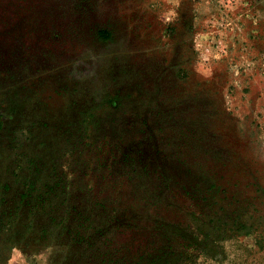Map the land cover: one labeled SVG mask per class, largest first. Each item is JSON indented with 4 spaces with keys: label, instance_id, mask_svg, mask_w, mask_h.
Returning a JSON list of instances; mask_svg holds the SVG:
<instances>
[{
    "label": "rangeland",
    "instance_id": "374dc122",
    "mask_svg": "<svg viewBox=\"0 0 264 264\" xmlns=\"http://www.w3.org/2000/svg\"><path fill=\"white\" fill-rule=\"evenodd\" d=\"M0 264H264V0H0Z\"/></svg>",
    "mask_w": 264,
    "mask_h": 264
}]
</instances>
